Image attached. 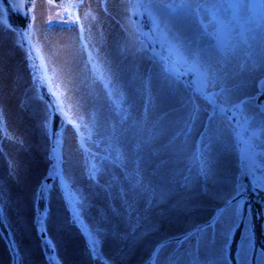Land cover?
Here are the masks:
<instances>
[{
    "label": "rangeland",
    "instance_id": "1",
    "mask_svg": "<svg viewBox=\"0 0 264 264\" xmlns=\"http://www.w3.org/2000/svg\"><path fill=\"white\" fill-rule=\"evenodd\" d=\"M66 1L0 0V264H264V2Z\"/></svg>",
    "mask_w": 264,
    "mask_h": 264
},
{
    "label": "flooded vegetation",
    "instance_id": "2",
    "mask_svg": "<svg viewBox=\"0 0 264 264\" xmlns=\"http://www.w3.org/2000/svg\"><path fill=\"white\" fill-rule=\"evenodd\" d=\"M2 1L4 2V4L6 3L3 6H7V10L9 13V15L6 16V19H5L6 24H8L14 32L18 31L23 38H25V36L28 37L29 35H31L33 33V30H32L33 26L36 25L35 23H36L37 19L34 17V12H35L34 7H33V11H31V20L28 18L29 17V4L33 2V6H34L35 0H24V5L19 7L18 11H16V12L14 11L15 5L13 2H11V0H2ZM55 1L58 2L57 7H60L61 6L60 4H64L63 0H55ZM70 1L73 2V0H67L66 3H69ZM73 4H74V2H73ZM131 4H132L133 17L136 18V20L133 19L134 23H135V28L136 29L139 28V30H141L142 26L140 24H142V21L140 20V18L142 17V15H141V13L143 12L142 8L141 7L140 8L133 7V3H131ZM200 7H201V4L197 8H200ZM75 14H73L72 16H74ZM72 16L69 18H72V19H75L76 21H78L76 16L75 17H72ZM55 24L56 23L53 22L50 24V26L55 25ZM136 24L138 25L137 27H136ZM148 33L150 34V30L146 31V35H148ZM138 35H139V33H138ZM140 35H142V32ZM261 85L262 84L259 85V91H260V94L261 93L263 94L264 89L262 90ZM260 94H258V96H261ZM258 101L259 100H257V104L259 105ZM263 105H264V103L259 105V106H263ZM237 111L239 112L240 110H236L234 107H232V109H229L226 112H228V114H231L234 112L232 117L234 120H237V115H236ZM229 118L232 119L231 116ZM240 144H241V147H243L245 145L243 142H241L239 140V145ZM261 202H264V199H262Z\"/></svg>",
    "mask_w": 264,
    "mask_h": 264
},
{
    "label": "snow or ice",
    "instance_id": "3",
    "mask_svg": "<svg viewBox=\"0 0 264 264\" xmlns=\"http://www.w3.org/2000/svg\"><path fill=\"white\" fill-rule=\"evenodd\" d=\"M129 3H133V0H128ZM153 0H134L133 7L140 8L143 7L147 10L148 7H151ZM264 2V0H262ZM226 4L227 7H221V5ZM170 7V5H168ZM200 11L204 14V16L211 17V16H219L223 12L233 13L235 11H239L241 14H244L248 11L247 8V0H244L243 3L233 2V0H201V7ZM155 23V21H153ZM159 26V25H157ZM168 36L179 43H183L186 39L182 33L175 31L170 26H167V33ZM22 46V45H21ZM31 51H29L28 56L31 58ZM211 69V66H209ZM2 58H0V72H2ZM218 86V85H217ZM67 115V113H66ZM245 121L248 122V118L245 117ZM69 123H72L69 120ZM264 131V130H262Z\"/></svg>",
    "mask_w": 264,
    "mask_h": 264
},
{
    "label": "trees",
    "instance_id": "4",
    "mask_svg": "<svg viewBox=\"0 0 264 264\" xmlns=\"http://www.w3.org/2000/svg\"><path fill=\"white\" fill-rule=\"evenodd\" d=\"M133 3H134V0H133ZM33 2L32 3H30L29 4V19L31 20V11H33ZM40 79L42 80V81H44V79H42L41 77H40ZM46 88H47V86H43L42 87V90H43V93H44V95L49 99V100H52V99H54V98H52V97H49V93L46 91ZM55 100H52V103L54 102ZM55 105H56V103H55ZM55 107H57V106H55ZM57 109H59V108H56V109H54V111H55V119L56 120H58V114L59 113H61L59 110H57ZM232 114H234V112L232 113ZM61 116L63 117L64 115L61 113ZM57 125V122H55V126ZM252 191H254V192H258L257 190H252ZM259 193V192H258ZM260 194H263V193H261L260 192ZM263 196H264V194H263ZM257 206H259L260 208H261V206L258 204ZM41 207H42V209H43V211L45 210V204L42 202L41 203ZM0 225H1V227L2 228H5V230L7 231V226L5 225V222H4V218L2 217V211H1V208H0ZM262 225H263V223L261 222V224H260V231H261V234L263 235V237L261 238V239H259V241H261L262 242V245L264 246V231H263V228H262ZM6 231H5V233H6ZM7 234V233H6ZM258 245H259V243H258ZM147 264H151L150 262L149 263H147Z\"/></svg>",
    "mask_w": 264,
    "mask_h": 264
},
{
    "label": "water",
    "instance_id": "5",
    "mask_svg": "<svg viewBox=\"0 0 264 264\" xmlns=\"http://www.w3.org/2000/svg\"><path fill=\"white\" fill-rule=\"evenodd\" d=\"M258 103H259V105L264 103V92H263L262 96L259 98ZM44 236H46V235H44Z\"/></svg>",
    "mask_w": 264,
    "mask_h": 264
},
{
    "label": "bare ground",
    "instance_id": "6",
    "mask_svg": "<svg viewBox=\"0 0 264 264\" xmlns=\"http://www.w3.org/2000/svg\"><path fill=\"white\" fill-rule=\"evenodd\" d=\"M117 7L119 8L120 7V4H117ZM119 10H120V8H119ZM42 27V26H41ZM41 27H40V29H41ZM2 36H4L5 38V40H8V36L6 35V34H2ZM11 51H14L12 48H11Z\"/></svg>",
    "mask_w": 264,
    "mask_h": 264
},
{
    "label": "crops",
    "instance_id": "7",
    "mask_svg": "<svg viewBox=\"0 0 264 264\" xmlns=\"http://www.w3.org/2000/svg\"><path fill=\"white\" fill-rule=\"evenodd\" d=\"M187 85H188V83L187 82H185ZM227 117H229V116H227Z\"/></svg>",
    "mask_w": 264,
    "mask_h": 264
}]
</instances>
